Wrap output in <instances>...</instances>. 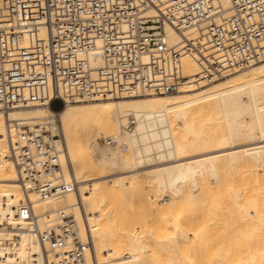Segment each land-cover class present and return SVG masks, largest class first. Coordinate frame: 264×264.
Returning <instances> with one entry per match:
<instances>
[{
	"label": "bare ground",
	"instance_id": "1",
	"mask_svg": "<svg viewBox=\"0 0 264 264\" xmlns=\"http://www.w3.org/2000/svg\"><path fill=\"white\" fill-rule=\"evenodd\" d=\"M223 5L228 10L229 0H223ZM154 14L148 11V15ZM166 33L171 44L180 43L181 36L171 26H166ZM186 35L195 36L193 31ZM91 63L98 68L103 60L92 59ZM199 71L196 60L187 56L183 75L190 81L175 92L78 100L60 112L39 104L12 110L10 121L22 126L48 124L61 152L63 177L77 186L63 197L40 201L32 193L25 195L14 163L0 158V198L8 202L6 208L0 204V219L11 213L10 206L30 200L37 216L54 218L58 211H71L65 215L76 219L84 237L93 244L88 264H150L149 255L166 259L167 264H175L176 259L181 264H196L189 247L205 241L208 234L207 228L199 226H205L209 213L204 216L205 223L200 224L199 219L196 225L203 212L202 208L199 214V205L207 197L205 179L217 186L225 178L237 213L230 225L233 228L226 233L232 243L220 249L218 259L221 263L232 258L239 259L232 264H264V247L260 246L247 260L242 259L250 248L248 241L260 232L264 235V215H255L257 200L249 196L260 188L258 180L264 172V59L245 68L226 69L208 81L197 82ZM132 120L135 125L126 129ZM92 124L94 132L88 129ZM7 129V117L0 112V152L7 148ZM101 133L108 152L100 148ZM111 170L118 173L111 174ZM142 173L157 192L170 199L137 203L135 193L148 189L139 183L137 175ZM122 175L125 180L115 181ZM229 175L241 178L239 191L227 183ZM132 200L138 205V236L120 233ZM20 236L16 259L0 264H46L36 238L25 232Z\"/></svg>",
	"mask_w": 264,
	"mask_h": 264
},
{
	"label": "built area",
	"instance_id": "2",
	"mask_svg": "<svg viewBox=\"0 0 264 264\" xmlns=\"http://www.w3.org/2000/svg\"><path fill=\"white\" fill-rule=\"evenodd\" d=\"M229 4L226 10L223 0H0V112L8 120L0 158L14 163L25 195L48 201L76 186L63 177L48 124L22 126L10 121L12 110L175 92L190 81L183 75L187 56L200 67L197 82L264 59V0ZM167 25L180 43L168 41ZM97 58L103 65L93 68ZM0 204L8 207L3 198ZM10 208L0 219V261L16 259L25 232L42 246L46 264H88L93 244L74 217L62 210L37 216L30 200Z\"/></svg>",
	"mask_w": 264,
	"mask_h": 264
},
{
	"label": "rangeland",
	"instance_id": "3",
	"mask_svg": "<svg viewBox=\"0 0 264 264\" xmlns=\"http://www.w3.org/2000/svg\"><path fill=\"white\" fill-rule=\"evenodd\" d=\"M62 107H63L62 103L59 100H55L51 105V108L54 110V112H56V111L60 112ZM88 129L91 132H94L95 131V124H92L91 126H89ZM105 140H106V137L104 136V133H101L100 138H99L100 148L103 150H106L108 152L109 147H106ZM261 169H263V167ZM263 171H264V169H263ZM116 173H118V171H112L111 170V174H116ZM260 175L261 176H259V180L257 179L259 181L258 184L260 185V188L257 189L258 186L255 183V187L256 186L257 187L253 190L254 192L251 195H249L251 198H255L257 200V209H256L257 212L255 211V215H260L262 213H263L262 215H264V172H263V174L261 173ZM137 176H139L141 178L139 180V183L145 185L148 188L146 191L145 190L144 191H138L135 193V197H136V199H138V200H136L137 203H138V201H141L147 205V203L150 200L154 201V200H157L159 198L158 200L160 202H162V201H168L170 199L169 196H167V195L162 196L160 194V192H157L156 189L154 188V186L149 181V178L147 176H145L143 173L140 175H137ZM224 176H226V175H224ZM227 176H226V178H227ZM125 178H126L125 175H122V176L117 177L115 179V181L121 182V181L125 180ZM255 178L256 177H254L253 180ZM240 179L241 178H239L238 175H234V176L229 175V179H227V183L231 184L235 190L239 191L241 189V186H242ZM205 180H206V185H209V186L205 185L203 188V192L207 195V197H205V195L203 196V197H205V199L203 198L204 200H202L203 202H201L202 205H199L196 203L197 208H199V206L201 208V209L199 208V211H198L199 214H200V211H202V208H203L204 214H203V212H201L200 216H202V217L201 218L197 217L198 219L196 218V225H197V220H199V219H200L199 222L204 221L203 223H205L204 216H205V214L209 213L206 215V216L209 215V220H206L205 226H204V224L199 226L200 228H203L204 230L207 228L206 229L207 231H205V232L208 234H207V239L203 238V239H205V241L200 239L202 241H200L199 243H195L196 244L195 246H192V244H191V246L189 247L190 244L188 245L189 249L190 250L192 249L189 253V254H191L190 258L192 257L191 260L196 262V264H200V263L201 264H232V262H234L235 260H239V259L230 258L228 260H225L223 263H221L219 260L220 258H219L218 253L221 252L220 251L221 248H224L225 246L232 243L231 239L227 238L226 233L230 232L231 229L233 228V227L231 228L230 225L231 224L233 225V222H234L233 219L236 216L235 214L237 213V210L235 212V209L232 206V201L230 200L231 198H229V196L231 197L233 191H230L226 187V185L224 183V182H226L225 178H223L221 180L222 182L217 184V186L213 185V183H210V182H208V184H207V179H205ZM76 186H77V184H76ZM33 199H34V197H33ZM244 199L246 200L245 197L243 198V200ZM243 200H241V201H243ZM245 200H244V202H245ZM136 201L132 200V203L130 202L131 205L129 204V206H128L129 209H127V212H126L127 216H125L126 222L123 221L125 224H123L122 229H121L122 231H120V233H122V234L123 233L128 234V232H129V234L136 236L137 232H139L138 224H137V223H139V221L137 222V220H139L140 217H138V215H136V214H138L137 213L138 212V209H137L138 205L136 206V204H137ZM214 202L217 205L213 204ZM77 203H78V201H77ZM134 206H136V207L134 208ZM217 206H219V207H217ZM57 208H61V203L57 204ZM47 209L52 210L54 208H47ZM130 212H131V214H130ZM251 212H252V214L254 213V211H250V214H251ZM65 213L66 214L71 213V211L65 212ZM132 213H133V217H131ZM230 213H232L234 215V216L232 215V218L228 217L231 215ZM128 215H130V216H128ZM262 215H260V217H262ZM128 217H130V218H128ZM221 217H222V219H221ZM257 217L259 218V216H257ZM82 218L83 217H80V219H82ZM263 219H264V217H263ZM135 220H136V222H135ZM201 223L202 222H200V224ZM125 225H126V227H125ZM128 225L130 228L128 227ZM228 226H229V228H228ZM197 227H198V225H197ZM195 228H196V226H195ZM131 231H132V233H131ZM137 236H138V234H137ZM263 238H264V235L262 232H260V234L257 238H255V239L252 238L251 240H249L247 243V246H249L250 248H249V250H247L245 252L242 259L247 260L248 259L247 255L249 253L253 252L255 250V248H259V246L264 247V242L261 241V239H263ZM256 239H258V240H256ZM97 257H98V254H97ZM154 258H156V257L149 255L148 259L151 260L150 264H162V263L167 264L166 259H164L162 261V259H158V258L154 259ZM179 263L180 262L179 261L177 262V259H176L175 264H179ZM259 264H262V263H259Z\"/></svg>",
	"mask_w": 264,
	"mask_h": 264
},
{
	"label": "trees",
	"instance_id": "4",
	"mask_svg": "<svg viewBox=\"0 0 264 264\" xmlns=\"http://www.w3.org/2000/svg\"><path fill=\"white\" fill-rule=\"evenodd\" d=\"M62 109H63V107H62ZM62 109H61V110H62ZM52 110H53V109H52ZM61 110H60V111H61ZM53 111H54V110H53ZM56 112H59V111H56Z\"/></svg>",
	"mask_w": 264,
	"mask_h": 264
}]
</instances>
